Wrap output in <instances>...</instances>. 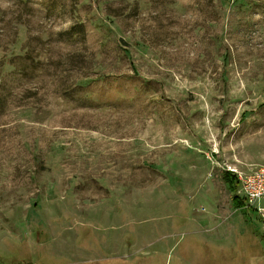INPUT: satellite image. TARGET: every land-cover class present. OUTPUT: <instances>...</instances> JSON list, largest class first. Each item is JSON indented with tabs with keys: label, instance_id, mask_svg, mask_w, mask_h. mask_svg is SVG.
I'll return each instance as SVG.
<instances>
[{
	"label": "rangeland",
	"instance_id": "374dc122",
	"mask_svg": "<svg viewBox=\"0 0 264 264\" xmlns=\"http://www.w3.org/2000/svg\"><path fill=\"white\" fill-rule=\"evenodd\" d=\"M259 167L264 0H0V264H264Z\"/></svg>",
	"mask_w": 264,
	"mask_h": 264
},
{
	"label": "built area",
	"instance_id": "2783aa9c",
	"mask_svg": "<svg viewBox=\"0 0 264 264\" xmlns=\"http://www.w3.org/2000/svg\"><path fill=\"white\" fill-rule=\"evenodd\" d=\"M237 174L240 182L239 194L245 198L248 206H253L264 197V167L253 169L250 173H242L233 170ZM261 214H264V207L256 208Z\"/></svg>",
	"mask_w": 264,
	"mask_h": 264
},
{
	"label": "trees",
	"instance_id": "16d2710c",
	"mask_svg": "<svg viewBox=\"0 0 264 264\" xmlns=\"http://www.w3.org/2000/svg\"><path fill=\"white\" fill-rule=\"evenodd\" d=\"M225 180L228 182L229 187L233 193V203L235 205V207L237 208H244L247 206V202L245 200V198L241 197L240 195H238L237 193V189H238V177L235 173H231V172H226L224 174Z\"/></svg>",
	"mask_w": 264,
	"mask_h": 264
}]
</instances>
